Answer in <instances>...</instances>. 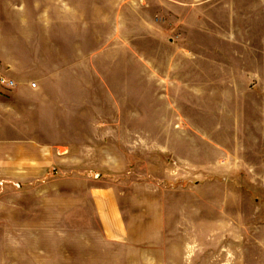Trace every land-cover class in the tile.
I'll use <instances>...</instances> for the list:
<instances>
[{
	"label": "rangeland",
	"instance_id": "obj_1",
	"mask_svg": "<svg viewBox=\"0 0 264 264\" xmlns=\"http://www.w3.org/2000/svg\"><path fill=\"white\" fill-rule=\"evenodd\" d=\"M2 125L50 161L0 176V264H264V0H0Z\"/></svg>",
	"mask_w": 264,
	"mask_h": 264
},
{
	"label": "crops",
	"instance_id": "obj_2",
	"mask_svg": "<svg viewBox=\"0 0 264 264\" xmlns=\"http://www.w3.org/2000/svg\"><path fill=\"white\" fill-rule=\"evenodd\" d=\"M115 1V9L117 7V0ZM164 1V0H163ZM202 1V0H201ZM71 7V6H70ZM69 7V8H70ZM73 7V6H72ZM75 11V9H73ZM75 16V15H74ZM70 38V37H69ZM50 45V46H49ZM39 48H42L41 46ZM53 51V63L63 65H83L87 63L96 64L98 59L105 56L108 50L112 47L106 45L93 50L92 47L80 45V43H68L61 46H56L54 43H49L44 47ZM61 49V52L57 49ZM116 45L114 50H116ZM38 59L41 55L36 53ZM106 57V56H105ZM33 64L45 63L42 60L32 61ZM98 125H91L96 127ZM4 125L0 127V133L4 134ZM51 154V152H50ZM49 151L45 147L37 143V141H4L0 139V176L9 177H25L27 172L29 175H35L40 169L47 167L49 159ZM104 199L98 197V211L102 224L105 230L111 236H121L122 215L118 205V199L112 189L98 192ZM104 205V206H103Z\"/></svg>",
	"mask_w": 264,
	"mask_h": 264
},
{
	"label": "built area",
	"instance_id": "obj_3",
	"mask_svg": "<svg viewBox=\"0 0 264 264\" xmlns=\"http://www.w3.org/2000/svg\"><path fill=\"white\" fill-rule=\"evenodd\" d=\"M2 82L7 83V81L5 79H2ZM10 84H12V81H9Z\"/></svg>",
	"mask_w": 264,
	"mask_h": 264
}]
</instances>
